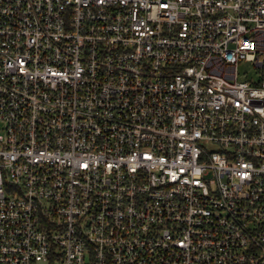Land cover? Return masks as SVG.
Wrapping results in <instances>:
<instances>
[{
  "label": "built area",
  "instance_id": "1",
  "mask_svg": "<svg viewBox=\"0 0 264 264\" xmlns=\"http://www.w3.org/2000/svg\"><path fill=\"white\" fill-rule=\"evenodd\" d=\"M0 264H264V0H0Z\"/></svg>",
  "mask_w": 264,
  "mask_h": 264
},
{
  "label": "rangeland",
  "instance_id": "2",
  "mask_svg": "<svg viewBox=\"0 0 264 264\" xmlns=\"http://www.w3.org/2000/svg\"><path fill=\"white\" fill-rule=\"evenodd\" d=\"M238 70L242 73L243 71L251 72L252 66L248 63H240Z\"/></svg>",
  "mask_w": 264,
  "mask_h": 264
}]
</instances>
